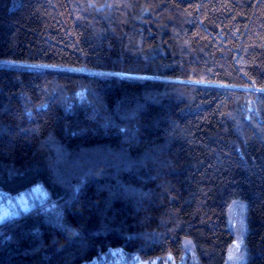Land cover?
Here are the masks:
<instances>
[{
	"label": "trees",
	"instance_id": "trees-1",
	"mask_svg": "<svg viewBox=\"0 0 264 264\" xmlns=\"http://www.w3.org/2000/svg\"><path fill=\"white\" fill-rule=\"evenodd\" d=\"M0 264L111 251L264 264V0H0Z\"/></svg>",
	"mask_w": 264,
	"mask_h": 264
},
{
	"label": "rangeland",
	"instance_id": "rangeland-1",
	"mask_svg": "<svg viewBox=\"0 0 264 264\" xmlns=\"http://www.w3.org/2000/svg\"><path fill=\"white\" fill-rule=\"evenodd\" d=\"M45 193L41 187L35 186L30 190L17 196L10 197L4 193H0V222L25 211L34 206V204L45 200ZM228 228L234 236L233 243L229 246L226 261L224 264H245L247 253L244 245V237L246 234V203L243 200H233L227 211ZM184 247L189 254L191 264H196L193 246L189 239L184 238ZM169 259L161 264H171ZM158 259L145 262L136 256H127L120 250H113L108 255L86 264H159Z\"/></svg>",
	"mask_w": 264,
	"mask_h": 264
}]
</instances>
